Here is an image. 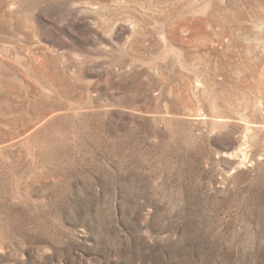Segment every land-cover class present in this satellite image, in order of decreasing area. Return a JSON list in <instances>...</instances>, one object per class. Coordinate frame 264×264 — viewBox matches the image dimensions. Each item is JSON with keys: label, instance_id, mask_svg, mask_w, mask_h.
Here are the masks:
<instances>
[{"label": "rangeland", "instance_id": "1", "mask_svg": "<svg viewBox=\"0 0 264 264\" xmlns=\"http://www.w3.org/2000/svg\"><path fill=\"white\" fill-rule=\"evenodd\" d=\"M0 264H264V0H0Z\"/></svg>", "mask_w": 264, "mask_h": 264}]
</instances>
